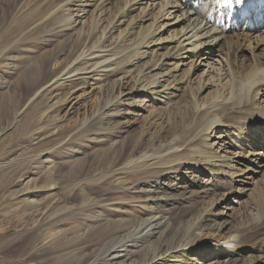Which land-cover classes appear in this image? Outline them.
<instances>
[{"label": "bare ground", "instance_id": "1", "mask_svg": "<svg viewBox=\"0 0 264 264\" xmlns=\"http://www.w3.org/2000/svg\"><path fill=\"white\" fill-rule=\"evenodd\" d=\"M34 1V9L16 27L22 26L23 32L34 25L31 30H37L58 50L44 62L50 79L31 88L36 93L30 103L42 97L64 106L75 98L73 84L85 92L92 79L103 78L105 83L93 89L95 100L80 107L84 113L76 133L95 132L98 140L110 131L103 138L118 147L119 153L108 168L87 178L83 174L59 188L53 182L49 156L44 160L37 156L40 172L48 180L45 191L29 193L36 188L34 179L22 189L0 188V211L7 210L1 216L10 215L17 229L13 237L1 241L10 249L21 248L16 258H26L24 263L35 264L36 258L30 254L34 251L39 257L54 256L58 264H78L84 250L69 252L79 246L78 237L69 240L67 231L59 227L43 236V227L57 225L54 220L73 207L69 204L93 203L96 185L114 181L109 191L120 193L121 204L131 202L148 214L114 229L106 227L110 246L90 264H127L134 254L131 248L127 250L128 245L137 247L152 239L158 242L148 246L143 258L133 260V264H197L208 248L215 255L226 253L230 264H236L233 259L243 252L237 240L246 235L253 238L258 255L248 264H264V192H257L259 182L254 183V176L264 179V153H252L255 147H264V0H121L113 21L105 26L104 12L114 0ZM27 17L33 21L26 22ZM120 27L124 29L112 41ZM222 48L223 54L218 51ZM5 49H0V58ZM215 53L220 59L210 60L208 56ZM199 70V78H208L198 80L194 92L191 77ZM131 83L134 88L126 90ZM131 93L146 94L163 110L182 94L183 112L163 129L156 130L151 124L137 136L122 138L123 114H135L131 107L136 106L124 104ZM158 95L165 99L163 103ZM72 108H67L68 114L79 111ZM149 118L152 123L160 120ZM211 134L217 135L210 138ZM231 136L232 146L242 145L232 153L228 150H233L231 145L220 153L214 150L218 141L221 147ZM70 156L65 163L76 168L74 174H82L86 155L79 149L73 153L77 158L69 160ZM34 162H4L2 158L0 172L10 181ZM235 178H241V187L235 186ZM211 180L223 183L228 191L217 195ZM250 191L244 205L239 199ZM38 195L39 200L32 199ZM196 200L201 205L190 207L188 211L194 213L190 212V220L183 217L174 221L171 212L160 214L170 206H191ZM100 220L104 226L113 222L108 217ZM229 226L233 228L226 235L224 230ZM205 230L215 236L203 239ZM220 237L224 243L213 244ZM17 259L15 262L22 264Z\"/></svg>", "mask_w": 264, "mask_h": 264}, {"label": "rangeland", "instance_id": "2", "mask_svg": "<svg viewBox=\"0 0 264 264\" xmlns=\"http://www.w3.org/2000/svg\"><path fill=\"white\" fill-rule=\"evenodd\" d=\"M34 2V0H0V49L6 47L4 51L5 55L0 58V159L3 158L4 162L35 161L34 164L29 165L31 170H28L30 167L25 168V171L16 174L10 181H7L5 176L0 172V188L10 187V190L22 189L27 185H31L28 181L34 179V186L36 188H31L29 193L40 192L41 194L45 191L44 187L48 183V180L45 179L46 176L40 172L42 168L38 165L39 158L37 156H41L42 160H44L46 156H49V161L53 168V182L58 183L57 188H59V186H63L70 181L80 179L83 174H85L84 177L87 178L94 176L100 170L108 168L117 158L119 148L115 145L108 144L106 139L103 138L107 137L110 134V131L104 132L102 134L103 137L98 140H96L98 134H95V132L87 133L82 131L76 133L80 128L84 113V109H80V107L95 100L97 93L96 91H93V89L99 87L102 83H105L103 78L99 81V78L92 79L91 83H89L90 87L86 85L87 87L83 90L85 92H82L79 86L73 84L71 91L73 92L74 90L75 94L73 96L75 98H71L68 103H65V107L61 102L55 103V100L48 101L46 98L44 99L42 97H38L30 103L36 93V90L32 91L31 88L37 84L41 85L50 79L49 73L44 68V62L58 50L56 45L47 43L44 36H42L37 30H31L34 25L30 26L23 32L21 30L22 26L21 28L16 27L22 21L23 17H25L26 14H30L34 9ZM121 2V0H114L113 4L106 8L103 15V26L107 24L109 25V23L113 21L116 9L120 6ZM32 3L33 5H31ZM91 13L92 10L88 12L87 20ZM30 21H33L32 17H27L26 22L29 23ZM89 26L90 24L87 25V29ZM103 26L100 28V31ZM123 29L124 27H120L119 30L114 32L111 36L112 41L116 40L117 35ZM7 40H10V42H8L6 46L3 45ZM218 51L223 54L225 49L222 48ZM243 55H247V53L244 52ZM208 58L216 61L220 59V56H217L215 53L210 57L208 56ZM147 60L146 57L144 61ZM204 69L205 67L202 68V70ZM200 72L201 70L191 77V90L194 92L198 89V80L202 81L208 78H199ZM133 76H136V73ZM125 88L130 91V89L132 90L134 87L131 83L128 84V86H125ZM82 93L84 95H82ZM203 95H205V93ZM159 97L162 96L158 95L157 99L163 103L165 99ZM172 103L173 104L169 109L163 110V107H160V105L151 101L146 94L137 95L131 93L130 99L124 104L128 106H136L131 108H133V112L137 115L132 114L131 111H128V114L121 113L123 116H126V121L123 125L125 132L121 137L124 138L130 135L137 136L145 131L151 124L156 130L163 129L167 123L172 124L174 119L177 118V116H180L183 112L182 107L184 105V100L182 94L173 99ZM69 105L73 106V110L78 109L79 111H74V114H68ZM123 108L127 110L125 107ZM149 116L159 117L161 121L157 120L155 123H152L153 120H151ZM16 117H18L17 121L13 124ZM150 131L153 132L154 130L152 129ZM216 135L217 134H211L210 138L211 136L216 137ZM212 139L215 140L214 138ZM233 143V136H231L228 140L224 141L223 146L221 147L218 141L214 146V150L220 153L221 151L226 150L227 146L231 145L230 147H233V150H228L232 153L234 149L242 145L238 143V145L234 147L232 146L234 145ZM79 149H82V152L86 155L84 171L80 175L79 173L74 174L73 171L76 170V168H71L65 163V158L69 155H71L69 160L77 158V156L73 157V153ZM259 152L264 153V147H255L252 151L253 154ZM79 161H81V159H79ZM233 164H235L236 167L241 168V164L235 159H233ZM262 180L264 179L260 178L259 175L254 176V183L259 182L257 183V186L259 187L257 192H261V195H263L262 192H264V183ZM200 181H202V179ZM241 181V178H235V186L241 187ZM113 182L114 181L103 182L96 185L95 188L97 190L96 194L93 195V203H76V205H74L75 203L69 204V207H73L60 212V216L54 220V222L57 221V225L54 227L45 225L43 227V236L49 233L50 230L59 227V229L67 231L69 240H75L78 237L79 246H74L73 249L69 250L71 253L73 251L79 253L81 252L80 250H84L80 253L81 255L79 254L78 256V264L84 260H89L87 262L88 264L92 263V261L95 262V260L110 246L108 244L110 232L105 230L106 227L114 229L125 224L124 222H133L132 220L135 219L136 216H146L148 214L147 211H142L140 208H137L136 204H132L131 202L126 205L121 204L120 193H113V190L109 191V189L114 188L112 185ZM210 185L216 187L215 193L217 195H222L228 191L226 187L223 186V183L219 184L211 180ZM57 192L56 198L59 200L60 191L57 189ZM251 195L252 192L250 191L239 200L241 203L244 202L245 205L249 201ZM102 196L103 198L106 197L105 200L99 199ZM22 198L23 196L19 199L22 200ZM40 198L41 196L38 195L34 196L32 199L39 200ZM200 201L196 200L191 206H170V208L165 209V213H162L161 211L160 214L167 215L166 212H171L172 215H174V221L183 217L190 220L192 215L194 216V213L193 211L188 210L190 207L199 208V205H201ZM21 203L22 202L19 203V209L23 210L24 206ZM133 207H136V211ZM3 211L7 212V210L3 209L0 211V264H17L15 259H17L16 257L20 253L19 250H21V248L10 249V246H6L4 241H1V239L13 237L17 230L15 223L10 221L12 218L10 215H8V217L1 216ZM141 212L144 213L140 214ZM101 217L113 219L112 224L110 226H104L100 220ZM240 219H242V216ZM174 221L172 227L176 228L177 225H174ZM232 228L233 227L230 226L225 228V234H229ZM81 234H84V236L82 237ZM202 236L203 239H207L210 236H215V234L213 235L210 231L205 230L202 233ZM157 242L158 240L152 239L150 242L137 247L128 245L127 250L131 248L132 251H134L132 261H140L144 256L145 249ZM216 243L221 245L224 243V239L221 237L218 240L214 239L213 244ZM237 245L243 249V252L239 257L233 259L237 260L236 264H248L250 260L258 257L256 250H254L256 249V244L250 235L249 237L246 235L238 238ZM30 254H33V257L36 258L35 264H58L54 259V256L39 257L40 253L34 251ZM204 254V258L198 261L199 263L197 264H230L226 253H222L221 255L216 253L215 255L214 251L211 248H208ZM25 259L26 258L22 257V259L18 258L17 260H21L20 263L22 264H28L24 263L23 260ZM132 261H128L127 264H133L134 261ZM98 264H100V261Z\"/></svg>", "mask_w": 264, "mask_h": 264}]
</instances>
